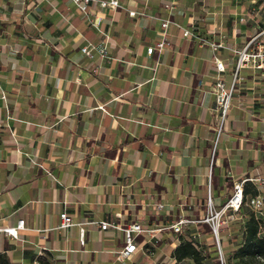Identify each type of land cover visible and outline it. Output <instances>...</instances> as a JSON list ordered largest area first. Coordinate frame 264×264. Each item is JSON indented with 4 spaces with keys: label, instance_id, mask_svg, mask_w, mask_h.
Segmentation results:
<instances>
[{
    "label": "crops",
    "instance_id": "crops-1",
    "mask_svg": "<svg viewBox=\"0 0 264 264\" xmlns=\"http://www.w3.org/2000/svg\"><path fill=\"white\" fill-rule=\"evenodd\" d=\"M119 1L84 14L70 0H0V264H176L170 230L140 236L123 263V233L99 223L202 219L236 181L264 196V71L241 70L224 123L210 94L215 58L229 86L260 12L240 0ZM166 20L194 37L172 25L170 46L149 56ZM86 42L106 43L107 59L84 56ZM237 217L239 234L248 217ZM20 220L19 238L3 232ZM205 226L193 229L203 244Z\"/></svg>",
    "mask_w": 264,
    "mask_h": 264
},
{
    "label": "built area",
    "instance_id": "built-area-1",
    "mask_svg": "<svg viewBox=\"0 0 264 264\" xmlns=\"http://www.w3.org/2000/svg\"><path fill=\"white\" fill-rule=\"evenodd\" d=\"M77 9L85 14V11L90 5H98L101 9H110L117 10L122 8V5L119 0H70ZM167 9L171 11V14H174L172 11L175 8L174 3L166 6ZM262 10V7L258 9ZM258 10L255 12L257 13ZM134 13H132L133 15ZM244 21V19H241ZM245 21H247L245 19ZM100 20L93 23V27H98ZM176 26L179 29H182L178 24L166 20L162 22V28L164 29L161 33L160 41L147 49V54L151 56L155 50L164 51L170 46L169 34L167 30L170 26ZM182 35L185 38H193L194 34L191 30L182 29ZM213 50L217 51L221 48L220 45L210 44ZM94 51H97L102 60L107 59L108 52L106 43L101 44L99 47L95 46L90 42H86L84 46L81 47V53L84 56L93 58ZM237 52V62L235 65V70L232 75L231 84L228 86L226 82V64L219 58H215L214 67H215V77L214 83L211 86L210 94L213 96L215 110L220 114L221 122L224 123L226 118L231 110L234 102V95L238 91V85L241 81L240 72L243 69H251L253 71H264V29L257 30L251 38L245 43V45ZM158 65V64H156ZM7 119H10L8 117ZM9 127V126H8ZM246 181H236L233 185V194L223 205H216L211 197H209L207 205V213L202 219H190V218H180L177 221L170 224L167 228H158L153 229L149 226H143L139 223H131L125 227L113 225L108 222H100V229L107 231L109 229H115L121 231L124 236V246L118 252V259L121 262H126L131 259L140 249L137 239L140 236H148L151 239L159 241L161 239L162 233L165 230H170L172 235L175 236V241L180 244V236H183L187 230L196 228L199 225H206L210 231L211 242L210 243H201L197 237L199 236L197 232L190 234V238L193 243L200 248L205 246L206 252H214L215 259L219 264L226 263V254L223 245L222 232L224 230H229L230 226L238 221H241V218L237 216H242L244 209H247L255 218L261 223H264V196L258 194L255 196L247 195L245 193V184ZM261 184L264 185V179L261 180ZM164 205L160 204L158 206L159 210H162ZM62 220V227L64 229H70L74 226L73 217L70 216L67 212H64L60 215ZM24 227V221L20 220L16 227L5 228L3 232L8 234L14 239L19 238V233ZM261 234H263V227H261ZM81 244H84V229H81ZM176 261V260H175ZM176 264L177 263L176 261ZM184 264V263H180Z\"/></svg>",
    "mask_w": 264,
    "mask_h": 264
},
{
    "label": "trees",
    "instance_id": "trees-1",
    "mask_svg": "<svg viewBox=\"0 0 264 264\" xmlns=\"http://www.w3.org/2000/svg\"><path fill=\"white\" fill-rule=\"evenodd\" d=\"M246 194L257 195L256 192H251L245 187ZM247 215V220L243 223L239 233V245L234 252V257L238 260L239 264H264V234H261V227L264 223L259 222L247 210L244 209ZM204 230L209 231L208 226ZM194 230H187V232L180 236V244L173 252V258L177 263H185L192 261L194 264H219L215 259L214 252H206L205 246L198 248L190 238ZM2 258L0 262L2 263ZM227 263V260H226Z\"/></svg>",
    "mask_w": 264,
    "mask_h": 264
},
{
    "label": "rangeland",
    "instance_id": "rangeland-1",
    "mask_svg": "<svg viewBox=\"0 0 264 264\" xmlns=\"http://www.w3.org/2000/svg\"><path fill=\"white\" fill-rule=\"evenodd\" d=\"M240 1L243 4L244 3L249 4L250 10H253V8H256L258 10L260 7H262V10L260 11L258 10V12H260L259 14L260 22L264 24V0H240ZM236 226H239V224L236 225V223H234L233 225L230 226L229 230H226L227 235L231 233L230 235H228L229 246L227 248V253H225L227 264H239L238 260L234 257V252L237 250L240 240L238 234V228Z\"/></svg>",
    "mask_w": 264,
    "mask_h": 264
}]
</instances>
